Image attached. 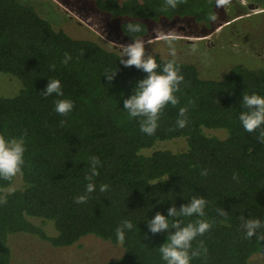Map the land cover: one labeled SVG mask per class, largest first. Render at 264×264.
Listing matches in <instances>:
<instances>
[{"label":"trees","instance_id":"1","mask_svg":"<svg viewBox=\"0 0 264 264\" xmlns=\"http://www.w3.org/2000/svg\"><path fill=\"white\" fill-rule=\"evenodd\" d=\"M249 1L264 7V0ZM88 5L116 27L112 34L122 44L130 42L126 33L130 22L140 24L141 31L133 36L145 42L164 22L193 19L209 34L218 23H229L233 31L245 24L237 29L242 31L256 26L262 17L233 23L216 0H178L176 9L165 7V0H88ZM211 15L215 20L209 19ZM65 53L73 57L68 65L60 62ZM122 55L55 29L35 3L0 0V72L22 84L18 95L0 96V133H26L27 145L21 172L24 185L0 202V264H12V235L32 236L56 249L96 237L123 249L118 258L104 264H163L157 247L166 234L145 236V221L156 212L167 214L174 202L179 208L201 195L208 201L205 218L212 228L198 238L207 254L192 264H252L253 257L264 255V241L245 238L240 217L264 219V143L257 133L243 130L238 112L244 91L264 94V67L240 63L220 80L203 79L197 66L175 59L184 76L177 93L180 102L166 106L158 129L148 136L123 109V98L146 74L134 66L123 67ZM154 58L160 62L162 57ZM116 68L118 73L109 82L105 70ZM52 78L61 80L63 98L74 101L67 116L54 111V101L60 98L41 93ZM185 106L189 123L180 129L175 121ZM180 138L186 143L183 151L156 149L159 143ZM91 156L101 161L96 184H107L109 190L77 204ZM203 169L207 175H201ZM14 179H0V189L10 187ZM218 208H224L226 215L219 216ZM124 218L137 227L120 243L115 229ZM47 223L55 233L45 227Z\"/></svg>","mask_w":264,"mask_h":264},{"label":"clouds","instance_id":"2","mask_svg":"<svg viewBox=\"0 0 264 264\" xmlns=\"http://www.w3.org/2000/svg\"><path fill=\"white\" fill-rule=\"evenodd\" d=\"M222 0H217V5ZM178 0H165V7L176 9ZM215 20V16H209ZM141 26L138 23H128L126 28L130 42L124 45L123 55L119 62L123 67H135L146 75L137 81L131 95L123 98V109L127 113V119H136L142 133L152 136L159 127V122L164 109L171 104L176 106L180 102L177 95L181 91L184 76L181 73L179 64L175 59L161 58L157 61L152 55L146 54V47L142 40L134 38L133 34L139 33ZM169 52L175 57L176 51L171 39L168 40ZM73 57L65 53L61 63L68 65ZM53 69L55 65H52ZM118 73V68L105 70L104 77L111 82ZM43 96H55L60 99L54 101V111L67 116L74 109V101L63 98L64 91L60 79H49L44 90ZM238 120L245 132L257 133L258 141L264 143V94L257 92H243L242 99L239 101ZM63 123V121H61ZM189 123L188 108L180 107L175 126L183 129ZM26 133L20 136H8L0 133V179L12 181L23 171L25 165V153L27 151ZM88 172L85 175L87 183L84 192L75 197L77 204H85L92 195L99 191L101 193L109 190V185L95 182L99 176V166L101 161L97 156L87 159ZM201 175H207V169L201 171ZM179 208L175 202L167 209V214L156 212L154 217L145 221L147 232L151 234L165 233V242L157 247L160 260L163 264H192L193 260L207 254V247L203 240H198L212 228V223L205 217L207 199L201 196H192ZM159 203V202H158ZM224 208H218L217 214L225 216ZM195 217L194 220L187 218ZM187 220V222H186ZM241 230L245 238L255 237L258 241H264V219L255 216H241ZM137 225L130 218H124L115 229L118 242L123 243L126 235L132 232ZM194 241L197 246H194Z\"/></svg>","mask_w":264,"mask_h":264},{"label":"rangeland","instance_id":"3","mask_svg":"<svg viewBox=\"0 0 264 264\" xmlns=\"http://www.w3.org/2000/svg\"><path fill=\"white\" fill-rule=\"evenodd\" d=\"M24 1L35 3L40 14L55 29L63 30L73 38L92 40L108 50L123 53L125 44H122L114 33L112 34L116 27L106 22L105 17L96 16L95 9L89 7L88 0ZM219 7L223 13L231 16L233 23H238V20L242 21L243 18L253 21L256 17L264 15V7L257 2L250 3L249 0H222ZM262 17L260 23L255 22L256 26L250 25V28L242 31L237 29H241L245 24L238 26L234 31L231 28L230 32L231 29L227 26L229 23H218L209 34L202 24H196L193 19L174 24L164 22L158 24L153 34L143 43L148 55L170 57L182 63L193 64L197 66L203 79L220 80L235 64L241 63L249 68L264 67V17ZM169 39L173 41L175 57L170 55L167 43ZM21 89L22 84L16 77L0 72V96L14 97ZM208 133L222 136L217 132ZM156 149L183 151L186 149V143L184 138H180L159 143ZM23 185L20 173L10 187L0 189V202L6 194L22 189ZM30 219L37 225H45L36 218ZM45 227L55 233L52 223H47ZM10 241L12 264H104L123 253L121 245L96 237H88L74 246L61 249L52 248L32 236L12 235ZM251 263L264 264V255L253 257Z\"/></svg>","mask_w":264,"mask_h":264}]
</instances>
